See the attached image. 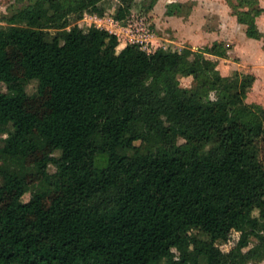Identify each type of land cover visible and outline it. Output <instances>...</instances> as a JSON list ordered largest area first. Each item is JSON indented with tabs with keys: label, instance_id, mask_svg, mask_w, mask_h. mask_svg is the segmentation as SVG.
Segmentation results:
<instances>
[{
	"label": "trees",
	"instance_id": "obj_1",
	"mask_svg": "<svg viewBox=\"0 0 264 264\" xmlns=\"http://www.w3.org/2000/svg\"><path fill=\"white\" fill-rule=\"evenodd\" d=\"M18 1L0 20V264H264L254 75H222L206 55H226L218 42L117 50L84 19L105 0ZM231 5L259 38L264 7Z\"/></svg>",
	"mask_w": 264,
	"mask_h": 264
},
{
	"label": "rangeland",
	"instance_id": "obj_2",
	"mask_svg": "<svg viewBox=\"0 0 264 264\" xmlns=\"http://www.w3.org/2000/svg\"><path fill=\"white\" fill-rule=\"evenodd\" d=\"M236 1L135 0L131 14L122 23L114 18L118 0H105L106 13L103 17L87 15L84 19L88 25L96 24L116 33L119 37L117 50L127 42L139 43L147 51H154L158 47L180 50L186 46L202 50L218 42L226 55H206L217 61L222 75H232L235 71L254 75L246 102L264 107V13L257 17L260 37H249L246 26L238 22L234 14L231 2ZM256 1L264 7V0ZM20 5L18 0H0V20ZM180 83L191 87L193 78L180 76ZM37 86L38 80L34 79L26 85V91L32 94ZM0 90L6 91L7 85L0 82ZM56 155H59L58 151ZM49 170L53 172L55 167L50 165ZM28 198L27 193L24 200ZM238 237L239 233L233 231L229 240L219 243V246L227 251L234 246Z\"/></svg>",
	"mask_w": 264,
	"mask_h": 264
},
{
	"label": "built area",
	"instance_id": "obj_3",
	"mask_svg": "<svg viewBox=\"0 0 264 264\" xmlns=\"http://www.w3.org/2000/svg\"><path fill=\"white\" fill-rule=\"evenodd\" d=\"M97 26H99V25H97ZM100 27V26H99Z\"/></svg>",
	"mask_w": 264,
	"mask_h": 264
}]
</instances>
